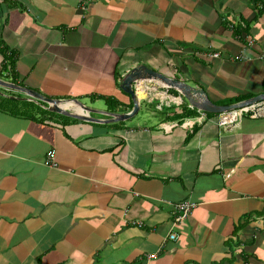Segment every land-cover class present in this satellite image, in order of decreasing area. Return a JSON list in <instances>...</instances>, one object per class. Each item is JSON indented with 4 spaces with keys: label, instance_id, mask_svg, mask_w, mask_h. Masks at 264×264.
Segmentation results:
<instances>
[{
    "label": "crops",
    "instance_id": "0c3cea01",
    "mask_svg": "<svg viewBox=\"0 0 264 264\" xmlns=\"http://www.w3.org/2000/svg\"><path fill=\"white\" fill-rule=\"evenodd\" d=\"M140 65L215 106L262 96L264 0H0V264H264V109L230 125L150 81L112 121Z\"/></svg>",
    "mask_w": 264,
    "mask_h": 264
},
{
    "label": "water",
    "instance_id": "95a60500",
    "mask_svg": "<svg viewBox=\"0 0 264 264\" xmlns=\"http://www.w3.org/2000/svg\"><path fill=\"white\" fill-rule=\"evenodd\" d=\"M150 81H159L162 84H165L169 87L176 88L180 92L181 94L180 96H182L183 99L188 101L189 104H191V106L205 113H224L231 110H240V109L243 110L245 108L250 109L252 112H256L258 109H264V94L262 96H258L255 99L249 100L239 105L219 107L213 105L208 100L207 95L203 90L194 89L191 86L184 84L181 81L173 80L163 74L151 70L145 65H140L133 67L131 70H129L123 76L122 83L120 85V89L125 94L130 96L134 105L133 111L130 114H123V115L112 114V113L110 114L106 113L104 115H108L111 119H113L112 121H122L134 116L138 111L139 101L148 100L144 96V93L142 94L140 90H144L150 87L149 84ZM18 89L27 96H29L30 98L45 103L47 105V109L52 112H55L57 114H63L72 118H77L83 121L99 122L94 118L78 116L77 114L71 113V111L68 108V104H69L68 102H70L68 100L64 101L60 99H52L33 90H29L27 88H18ZM74 104L79 105V107L84 111L89 110V108H87L85 105L81 104L80 102L74 101Z\"/></svg>",
    "mask_w": 264,
    "mask_h": 264
},
{
    "label": "built area",
    "instance_id": "2783aa9c",
    "mask_svg": "<svg viewBox=\"0 0 264 264\" xmlns=\"http://www.w3.org/2000/svg\"><path fill=\"white\" fill-rule=\"evenodd\" d=\"M230 28L232 29L233 26H230ZM247 44L249 46H252L253 45V40L252 39H247ZM211 57L212 58H218L219 57V54L217 53H213L211 54ZM238 59L239 60H243L244 58L242 57V55H239L238 56ZM138 88V87H137ZM260 110L262 109H258L256 112H252L254 113L253 114V117H256L258 115V113L260 112ZM249 109L248 108H245L243 110H239V111H229V112H224L225 114H227V121L229 122L230 125H232L236 120H232V115H230V112H235V113H244V112H248ZM47 162L49 163V166L51 168H56L57 164L55 162V159H54V154L49 152L47 154ZM196 207V204L188 201V200H185L183 202H180L176 205L173 206V216H172V229H174V227H176L177 225L185 222L186 220H188L192 213H193V210L195 209ZM177 238L176 234L174 233H171L168 237V240L169 241H175ZM153 258V256H150V258Z\"/></svg>",
    "mask_w": 264,
    "mask_h": 264
},
{
    "label": "rangeland",
    "instance_id": "374dc122",
    "mask_svg": "<svg viewBox=\"0 0 264 264\" xmlns=\"http://www.w3.org/2000/svg\"><path fill=\"white\" fill-rule=\"evenodd\" d=\"M28 105H29V110H30V112L33 113V110H32V108H31L33 105H32V104H28ZM96 105H97V104H96ZM143 107L145 108V104H143ZM147 109H148V108H147ZM146 111H147V110H146ZM153 115H154V111H151V112L148 111V115H146V116H148L149 118H153ZM146 118H147V117H146ZM138 120L141 121V122H142V121L144 122L145 119L139 117Z\"/></svg>",
    "mask_w": 264,
    "mask_h": 264
},
{
    "label": "trees",
    "instance_id": "16d2710c",
    "mask_svg": "<svg viewBox=\"0 0 264 264\" xmlns=\"http://www.w3.org/2000/svg\"><path fill=\"white\" fill-rule=\"evenodd\" d=\"M236 30H237V33L238 34H240V32H239V29L238 28H236ZM8 54H11L10 52H8ZM12 56V55H11ZM11 56H9V60H12V57ZM14 61V60H13ZM12 61V62H13ZM8 63H11V62H8ZM6 70V68L4 69V71ZM12 78H14L16 75L12 72V70H7L6 71Z\"/></svg>",
    "mask_w": 264,
    "mask_h": 264
},
{
    "label": "clouds",
    "instance_id": "9594fccd",
    "mask_svg": "<svg viewBox=\"0 0 264 264\" xmlns=\"http://www.w3.org/2000/svg\"><path fill=\"white\" fill-rule=\"evenodd\" d=\"M180 93V92H179ZM181 95V94H180ZM185 100V99H184ZM241 110V109H240ZM231 111H237V110H231ZM229 112V111H228Z\"/></svg>",
    "mask_w": 264,
    "mask_h": 264
},
{
    "label": "bare ground",
    "instance_id": "6f19581e",
    "mask_svg": "<svg viewBox=\"0 0 264 264\" xmlns=\"http://www.w3.org/2000/svg\"><path fill=\"white\" fill-rule=\"evenodd\" d=\"M4 65V64H3ZM145 96V95H144Z\"/></svg>",
    "mask_w": 264,
    "mask_h": 264
}]
</instances>
